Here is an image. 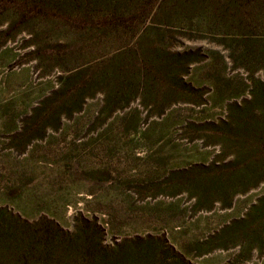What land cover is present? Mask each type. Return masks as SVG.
Returning <instances> with one entry per match:
<instances>
[{
  "label": "rangeland",
  "instance_id": "1",
  "mask_svg": "<svg viewBox=\"0 0 264 264\" xmlns=\"http://www.w3.org/2000/svg\"><path fill=\"white\" fill-rule=\"evenodd\" d=\"M0 206L39 264H264V0H0Z\"/></svg>",
  "mask_w": 264,
  "mask_h": 264
},
{
  "label": "trees",
  "instance_id": "2",
  "mask_svg": "<svg viewBox=\"0 0 264 264\" xmlns=\"http://www.w3.org/2000/svg\"><path fill=\"white\" fill-rule=\"evenodd\" d=\"M30 12H21L20 23L28 21ZM109 18L110 15H102L101 26L111 25ZM38 234L36 224L29 223L18 214L8 212L0 206V264H39L42 237Z\"/></svg>",
  "mask_w": 264,
  "mask_h": 264
}]
</instances>
